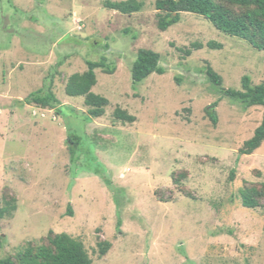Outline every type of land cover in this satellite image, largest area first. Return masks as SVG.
Segmentation results:
<instances>
[{
    "label": "rangeland",
    "instance_id": "obj_1",
    "mask_svg": "<svg viewBox=\"0 0 264 264\" xmlns=\"http://www.w3.org/2000/svg\"><path fill=\"white\" fill-rule=\"evenodd\" d=\"M106 1L126 0H0V208L15 205L0 219V258L52 232L82 242L93 264H264V197L254 209L240 198L264 186V142L239 154L264 108L222 94L244 76L264 83V51L191 13L161 31L154 0L129 15ZM140 49L159 54L164 74L132 84ZM87 61L115 69L95 70L92 92L109 101L100 118L64 91ZM48 85L59 105L27 103Z\"/></svg>",
    "mask_w": 264,
    "mask_h": 264
},
{
    "label": "trees",
    "instance_id": "obj_2",
    "mask_svg": "<svg viewBox=\"0 0 264 264\" xmlns=\"http://www.w3.org/2000/svg\"><path fill=\"white\" fill-rule=\"evenodd\" d=\"M104 7L116 10L121 14H132L142 9V3L136 0L122 2H104ZM157 11V26L161 31L179 21L181 13H191L201 16L223 34L241 39L253 49L264 51V0H154ZM208 47L220 48V45L208 43ZM159 54L140 49L131 66L132 84H137L153 73L164 74V69L159 66ZM87 70L83 73H74L67 79L64 91L69 97H82L87 113L92 118H100L105 113L109 101L92 92L96 84V69H102L105 73H113L115 69H107L103 61H87ZM208 80L216 87L221 86V78L211 67H207ZM242 90L223 89L222 94L249 108L262 106L264 108V83L252 86L248 76L241 79ZM41 108H54L59 105L51 85L44 90L32 94L26 100ZM207 115L213 124L216 123L215 113L207 111ZM113 117L122 123H133L135 117L126 110L116 108ZM264 142V111L260 125L254 130L253 136L243 142L239 149L240 155H251L259 149ZM81 138L74 135L67 137L68 150L72 163L76 160L77 151L80 148ZM234 175L231 173L230 178ZM175 182V180H174ZM264 197V186L244 187L240 190L241 205L246 209L259 207V201ZM15 205L9 203L0 208V219L11 217ZM68 213L71 215V211ZM119 224V223H118ZM111 245L108 242L98 243L100 255H105ZM0 264H93L87 255L84 245L79 240L65 234H49L38 245L28 244L14 256L0 258Z\"/></svg>",
    "mask_w": 264,
    "mask_h": 264
}]
</instances>
